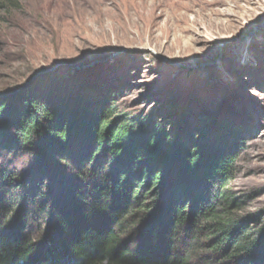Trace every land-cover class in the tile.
<instances>
[{"label":"rangeland","instance_id":"374dc122","mask_svg":"<svg viewBox=\"0 0 264 264\" xmlns=\"http://www.w3.org/2000/svg\"><path fill=\"white\" fill-rule=\"evenodd\" d=\"M16 1L0 17V105L83 90L111 121L211 143L236 156L224 187L238 201L232 216L250 233L263 227L264 0ZM14 149L0 150L1 167L23 173L30 155ZM37 226L26 236L40 237Z\"/></svg>","mask_w":264,"mask_h":264},{"label":"trees","instance_id":"16d2710c","mask_svg":"<svg viewBox=\"0 0 264 264\" xmlns=\"http://www.w3.org/2000/svg\"><path fill=\"white\" fill-rule=\"evenodd\" d=\"M53 93L0 105V150L30 155L23 173L0 164V264H264V225L246 230L224 188L234 154Z\"/></svg>","mask_w":264,"mask_h":264},{"label":"bare ground","instance_id":"6f19581e","mask_svg":"<svg viewBox=\"0 0 264 264\" xmlns=\"http://www.w3.org/2000/svg\"><path fill=\"white\" fill-rule=\"evenodd\" d=\"M160 39L161 38L159 36L153 39V40L157 41L156 47L158 46ZM172 48L179 50L180 53H184V52L188 51V49L184 47V44H182V42L179 40H174V42L172 43Z\"/></svg>","mask_w":264,"mask_h":264},{"label":"water","instance_id":"95a60500","mask_svg":"<svg viewBox=\"0 0 264 264\" xmlns=\"http://www.w3.org/2000/svg\"><path fill=\"white\" fill-rule=\"evenodd\" d=\"M40 75H41V74H40ZM40 75L38 74L37 76L39 77ZM24 88H25V87H24ZM24 88H23V89H24ZM16 93H18V91H17Z\"/></svg>","mask_w":264,"mask_h":264}]
</instances>
